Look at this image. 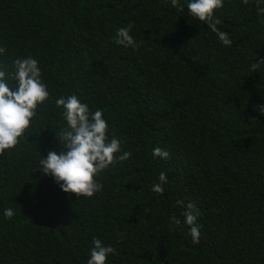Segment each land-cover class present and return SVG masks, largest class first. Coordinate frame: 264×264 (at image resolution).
I'll list each match as a JSON object with an SVG mask.
<instances>
[{
    "label": "trees",
    "instance_id": "obj_1",
    "mask_svg": "<svg viewBox=\"0 0 264 264\" xmlns=\"http://www.w3.org/2000/svg\"><path fill=\"white\" fill-rule=\"evenodd\" d=\"M184 8L0 0V67L11 73L17 57L33 56L50 92L0 155V264H86L93 237L117 249L108 264H264V62L252 69L264 60V20L255 0H224L215 15L233 40L225 47ZM129 23L136 50L114 43ZM73 94L102 110L109 137L131 153L96 177L103 191L91 198L37 169L63 150L55 101ZM156 147L170 157H154ZM161 171L162 194L152 191ZM177 201L200 212L198 244Z\"/></svg>",
    "mask_w": 264,
    "mask_h": 264
},
{
    "label": "clouds",
    "instance_id": "obj_2",
    "mask_svg": "<svg viewBox=\"0 0 264 264\" xmlns=\"http://www.w3.org/2000/svg\"><path fill=\"white\" fill-rule=\"evenodd\" d=\"M170 2L172 7L180 12L185 10L186 4L192 18L206 25L223 46H232L230 34L221 30V20L215 15L216 10L223 8L224 0H184V4H180V0ZM242 3L248 4L249 0H242ZM255 11L257 16L264 20V0H255ZM132 28L131 23L118 28L114 43L123 48L138 49L140 42L131 34ZM262 62L264 60L253 63V71L256 72ZM49 96L42 69L35 57H17L13 61L11 73L0 67V155L20 143V138L36 116L38 105ZM55 102L57 107L62 109V116L66 121V128L59 136L63 150L59 153L50 150L46 157L42 155L37 169L51 176L65 193L94 197L103 191V184L96 177L113 164L127 160L131 153L122 150L121 140L109 137V125L101 109L93 111L75 94L60 96ZM259 111L264 113V105L260 106ZM153 156L164 160L170 157V153L156 147ZM168 183L167 174L161 171L158 181L152 185V191L162 194ZM177 203L184 208L183 223L189 226L192 243L198 244L202 227L198 223L199 210L191 202L187 205H184L183 201ZM15 214L13 208L3 210L6 219L14 218ZM170 221L173 225L181 223L174 216ZM117 254V249L112 244H106L101 238L93 237L86 264H108V258Z\"/></svg>",
    "mask_w": 264,
    "mask_h": 264
}]
</instances>
